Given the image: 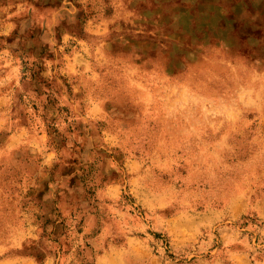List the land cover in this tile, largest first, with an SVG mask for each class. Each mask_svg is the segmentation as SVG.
<instances>
[{"label": "rangeland", "instance_id": "1", "mask_svg": "<svg viewBox=\"0 0 264 264\" xmlns=\"http://www.w3.org/2000/svg\"><path fill=\"white\" fill-rule=\"evenodd\" d=\"M0 264H264V0H0Z\"/></svg>", "mask_w": 264, "mask_h": 264}]
</instances>
